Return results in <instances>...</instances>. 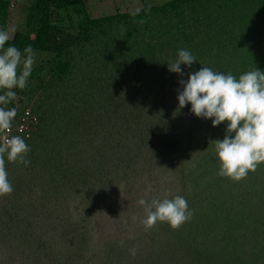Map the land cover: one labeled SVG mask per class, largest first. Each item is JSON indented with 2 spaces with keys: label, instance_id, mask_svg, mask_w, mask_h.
<instances>
[{
  "label": "trees",
  "instance_id": "16d2710c",
  "mask_svg": "<svg viewBox=\"0 0 264 264\" xmlns=\"http://www.w3.org/2000/svg\"><path fill=\"white\" fill-rule=\"evenodd\" d=\"M182 1L169 2L161 11L148 10L126 18L103 20L102 25L108 23L104 46L99 44V31L95 27L85 24L74 34H68L66 27L61 29L45 22L53 16L49 13L50 7L66 8V0H31L27 5L24 24L6 47L15 45L23 52L31 46L45 55L41 58L37 53L39 59L28 86L21 91L22 102L33 105L41 124L27 143L30 152L26 159L30 165L6 161L14 191L0 198V264L100 262V247L96 245L99 229L94 224L91 230L79 228L72 218H92L91 210L105 202L113 185L148 186L142 173L150 177L147 181H158L166 162L182 170L186 164V174L184 170L183 174L190 193L185 199L189 208L197 203L205 209L196 208L193 212L194 221L201 223L198 226L206 223L211 206L216 212L223 210L232 223L238 222L234 225L235 231L241 224L245 225V219H264V209L259 211L256 207L264 204L261 203L264 200L257 199L262 193H254L251 188L256 183L264 185V164L258 166L257 174L249 180L237 182L218 175L220 162L216 152L211 155L208 148L203 154H188L189 161L181 155L177 128L183 122L178 123L175 114L187 115L191 104L179 107L178 93L183 89L181 84L174 83L173 73L167 74L169 61L158 57L157 49L164 43L160 40L167 39V28L173 31V36L168 38L175 39L176 35L187 38L178 28L167 26V10L181 9ZM239 1L246 16L249 7L257 13L251 25L256 29L251 45L241 49L216 33L215 48L196 52L204 62L202 66L231 72L237 77L256 67L264 71V0ZM236 5L234 2L233 6ZM8 6L9 0H0V29L7 28ZM153 22L161 25L157 36L160 40L148 48L142 44L145 41L141 40V32H148ZM109 49L123 59L109 55ZM75 50L80 53L88 73L75 72L74 66H80ZM167 92L173 93L169 102ZM193 116L196 118L194 113ZM204 123L206 131L213 129L217 133L215 141L224 139L227 122L217 127H213L210 119ZM222 220H217V225L223 226L217 227L214 237L227 235L231 248L245 259V255L261 258L262 255L250 251L253 246H243L244 243L235 246L239 240L228 231L231 223L224 221L223 224ZM120 222L123 226L102 247L105 249L102 264H177L180 260L186 264L184 258L196 264H232L235 255L223 250L209 252L201 249L200 242L195 243L196 249L193 243L187 245L185 234L189 231L185 225L188 222L179 229H173L166 222H158L150 230L139 224L135 231H127L129 225L121 219ZM214 226L211 220V227ZM248 228L253 230V224ZM75 232L84 234L77 237ZM131 249L136 250V255L131 254ZM254 262L251 259V264Z\"/></svg>",
  "mask_w": 264,
  "mask_h": 264
},
{
  "label": "clouds",
  "instance_id": "9594fccd",
  "mask_svg": "<svg viewBox=\"0 0 264 264\" xmlns=\"http://www.w3.org/2000/svg\"><path fill=\"white\" fill-rule=\"evenodd\" d=\"M17 1L9 0L7 28L0 29V197L14 191L8 178L6 161L30 165V161L26 159L30 152L27 143L41 124L33 105L26 106L22 102L21 91L28 86L36 59H39L37 53L41 58L45 55L34 51L31 46L24 48L23 52L15 45L6 47L13 40L16 30L24 24L26 8L31 3V0H27L23 5V21L14 25L13 20L18 16ZM172 1L174 0H143L142 5L133 7L137 3L135 0H117L115 5L112 0H106L108 4H104L102 0H66V8L59 9L57 5L50 7L49 13L53 16L44 21L61 29L66 27L68 34H74L79 27H85V24L95 27V31H99V44L103 45L108 26V23L102 25L103 20L126 18L136 12L143 14L148 10L161 11ZM234 2L242 8L241 3L235 0H184L180 2L181 9H168L167 26L178 28L187 38L176 35L175 39H170L168 35L173 36V31L167 28V39H164L167 41L158 46L157 55L169 61L167 68L169 67L170 72L167 71V74L173 73L174 83L181 84L183 90L178 93L180 108L191 104L192 113L198 118L212 120L213 127L227 122L224 139L212 142L220 162L218 175L239 182L264 164V71L256 67L237 77L231 72L222 73L202 66L204 62L196 56L198 50L216 47V33L231 30L225 27L231 25L228 8L234 7ZM111 6H120L125 12L112 11ZM107 9L113 14H105ZM247 21L244 14L243 25L240 27L245 32L249 28ZM160 28L159 23L153 22L148 32L159 31ZM221 36L223 40L229 41L227 37ZM142 39L146 42L149 37L141 32ZM150 47L151 45L148 46ZM161 50L164 52L161 53ZM109 52V55L118 60L123 59L122 55L115 54L112 49ZM97 54L100 56L98 48ZM75 56L80 65L74 66L75 72L88 73L89 69L84 67L77 50ZM51 60L57 62V59ZM64 79L65 77L62 81ZM180 79L182 80L179 81ZM55 83H59L58 76ZM72 83L73 81L70 85ZM138 204L144 208L145 217L140 222L146 230L155 227L158 222H166L173 229H179L194 214L189 209L187 200L180 195L151 201L142 198ZM130 251L132 255H136L135 249Z\"/></svg>",
  "mask_w": 264,
  "mask_h": 264
},
{
  "label": "rangeland",
  "instance_id": "374dc122",
  "mask_svg": "<svg viewBox=\"0 0 264 264\" xmlns=\"http://www.w3.org/2000/svg\"><path fill=\"white\" fill-rule=\"evenodd\" d=\"M238 1L240 4L239 0ZM250 1V0H248ZM27 3V0H18L17 1V9L16 14L18 16L13 20L14 25H17L18 23H21L24 17L23 13V5ZM112 11L117 12H125V10L120 6H111ZM229 10V19L231 20V25L226 26L225 28H230V31H223L219 33L220 35H223L224 37H227L229 39V43L233 44L234 46L238 47L240 46L241 49H247L251 43H252V34L256 29L251 28V25L254 23L255 19L257 18V13L251 9L250 7L247 8V24L250 26L247 31H243L241 29L240 25H243V18H244V10L243 8L239 6H234L228 8ZM111 10L107 9L105 11V14H113ZM12 17L14 18L15 15L13 14ZM13 29V26L12 28ZM15 29V28H14ZM15 32V31H14ZM12 32V36L14 34ZM118 31L115 30L113 33L116 35ZM160 31H153V32H144L145 35L149 37V39L142 43L143 45L150 46L153 45L158 39V34ZM205 34V33H204ZM112 36V35H111ZM162 42H165L166 40L162 39L160 40ZM108 44V43H106ZM215 52V51H214ZM230 53L233 54L234 52L230 50ZM241 51H239V54ZM237 56H240V55ZM117 55H120L119 53ZM2 94V93H1ZM164 94V93H163ZM167 101H171L173 99V93H168L166 95ZM18 101V100H17ZM15 101V102H17ZM176 109V105L174 106ZM174 109V112H175ZM175 118L177 119L178 123L180 124V129L177 128V133L179 136L177 137V140L180 143L181 148V155H184L183 159L186 160V158L191 159L188 154H191L192 156H196L199 153L203 154L205 149L208 148V153L213 155L215 154V149L211 146L212 142L215 141L217 133L213 130H207L205 128V119L204 118H196L193 116L192 111L187 112V115L180 116L175 114ZM204 124V126L202 125ZM187 161V160H186ZM185 161V163H186ZM125 167V166H123ZM184 173L186 174L187 166L186 164L183 167ZM183 170L179 166H173L172 164H169L166 162L165 167L161 173H159L158 181H147L148 178H150L148 175H143L142 178L143 181H146L148 183V186L141 185L139 183H135L133 185H130L127 187V183H123L120 186H111L110 194L111 196H107L104 203L100 204L98 207H93L92 211V218L91 217H83V218H76L73 217L72 221L73 223H76L77 227H86L88 230H91L92 224L96 226V228L99 229V234H97L96 238V245L100 247L99 249V256H100V262H93L91 264H102V258L104 256V250H102V247L104 243L107 245L111 238L114 237L117 234V229H119L123 224L120 222V219L123 220L127 226V231H135L140 224L142 227L143 224L140 222L145 217L144 208L138 204V201L140 199H145L147 201H151L152 199H164L168 198L170 195L177 194L180 196H185L190 193V186H187V183L185 181V174H183ZM256 172H250L246 179H243L241 181H247L251 177L255 175ZM257 174V173H256ZM123 176V174H121ZM264 177V175L262 176ZM119 179V175L118 178ZM141 182V181H140ZM260 183V182H259ZM252 188V191L254 193H262V196L257 198L259 202L264 200V185L261 186L260 184H255ZM176 196V195H175ZM2 198V197H0ZM94 203V201H92ZM113 203L114 205H111ZM261 203H264L262 201ZM117 205V206H116ZM121 205V208L119 209V206ZM260 209H264V204H257V206ZM198 209H204V207L201 205L200 208L196 205L192 208H189L192 212H194ZM65 209V208H63ZM205 210V209H204ZM208 216L205 218L206 223L204 226H198L201 223H196L192 217L190 221H188V225H185V228L189 231V234L186 233L185 241L187 242V245H190L193 243L194 249H196L195 243L200 242L202 244L201 249H207L209 252L213 251L214 253H220L223 251L229 253L230 255L232 252L235 253L232 264H251V259H253L255 264H264V219H245V225L241 224L239 226V230L235 231L237 226H234L237 221H233V223L230 221V219H226L223 210L221 212H216L213 208V206L208 207ZM78 214V213H76ZM215 214L218 215V217L215 216ZM92 219V220H89ZM223 219L224 221H229L231 224L229 226L228 231L232 235H236L235 237L239 240V242H235V246H253L252 249H250L251 252L258 253V255H262L261 258H256L252 255H245L246 259L239 254L238 250L231 248L229 245V241L227 240V235L221 234L219 237H214V231H216L217 227H221L223 225H217V220ZM211 220L213 221L214 227H211ZM238 223V222H237ZM236 223V224H237ZM253 224V230H248V226L250 224ZM198 226V229L195 230V227ZM157 227V226H155ZM145 229V227H143ZM154 228V227H153ZM78 230V229H73ZM146 230V229H145ZM196 231V233H195ZM76 233V232H75ZM84 234V233H83ZM82 233H76L77 237H82ZM89 234V233H88ZM125 234V233H124ZM188 234V235H187ZM72 235V234H71ZM123 238V236H122ZM248 238V239H247ZM247 239V244L245 243V240ZM258 246V247H257ZM257 247V248H256ZM224 256V254H223ZM183 261V259H182ZM249 261V262H248ZM184 262L186 264H196L195 262L189 261L188 258H184ZM177 264H183L180 261L177 262Z\"/></svg>",
  "mask_w": 264,
  "mask_h": 264
},
{
  "label": "crops",
  "instance_id": "0c3cea01",
  "mask_svg": "<svg viewBox=\"0 0 264 264\" xmlns=\"http://www.w3.org/2000/svg\"><path fill=\"white\" fill-rule=\"evenodd\" d=\"M116 1H117V0H112L113 5H115ZM120 1H121V0H118V2H120ZM137 1H138V0H135V2H137ZM102 2H103L104 4H108V3L106 2V0H102ZM138 4L142 5V4H143V0H140L139 2H137L136 4H134L133 7H135V6L138 5Z\"/></svg>",
  "mask_w": 264,
  "mask_h": 264
}]
</instances>
